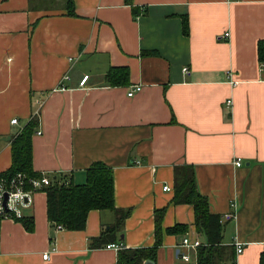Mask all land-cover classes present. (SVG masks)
Wrapping results in <instances>:
<instances>
[{"label":"crops","instance_id":"1","mask_svg":"<svg viewBox=\"0 0 264 264\" xmlns=\"http://www.w3.org/2000/svg\"><path fill=\"white\" fill-rule=\"evenodd\" d=\"M65 1L0 0V173L11 166L12 137L36 119V173L83 185L86 170L104 164L115 208L130 210L112 241L153 247L162 211L153 264H196V249L179 245L187 235L203 246L206 238L192 207L172 203L174 168L191 166L210 213L220 216L222 246L233 249L235 264H259L264 0H71L72 16ZM111 69L126 70V80L112 85ZM83 76L87 86L79 87ZM21 213L33 229L0 220V264H117L118 251L105 248L111 240L90 247L114 225L113 212L90 211L80 231L57 229L46 193L36 191ZM227 213L234 217L224 220ZM175 225L185 233H165Z\"/></svg>","mask_w":264,"mask_h":264},{"label":"trees","instance_id":"2","mask_svg":"<svg viewBox=\"0 0 264 264\" xmlns=\"http://www.w3.org/2000/svg\"><path fill=\"white\" fill-rule=\"evenodd\" d=\"M65 10L69 16L73 15L71 0L65 1ZM153 54V52H142L143 56ZM258 58L261 63H264V42L258 44ZM126 75L127 71L124 69H111L107 78L112 85H119L126 80ZM36 126V119L31 120L12 137L11 166L0 173L1 179L7 186H10L14 181L16 185L30 191L32 189L31 182L42 177L32 168L31 138ZM49 179L50 184L37 191L46 193L47 219L50 225L59 226L60 229L67 231H80L84 229L90 211L108 210L114 213L115 223L107 231H102L99 238L91 240L90 247L93 249L101 247L110 240L114 243L112 236L114 232L121 231L123 221L129 216L130 210H117L114 206V186L110 168L102 163H94L86 170V183L83 185L72 184L64 177L60 179L49 177ZM173 181L172 203L192 207L196 232L206 238L207 244L196 249V264H235L233 249L222 246L223 226L220 223V216L210 213L206 197L197 190L194 169L191 166L175 167ZM162 215V211L155 213V243L153 247L123 248L117 252V264H143L147 260L154 263L156 250L162 242ZM14 221L20 222L26 231L33 229V219L31 218H15ZM185 231V226L175 225L167 228L165 233L183 235ZM259 264H264V248L260 254Z\"/></svg>","mask_w":264,"mask_h":264},{"label":"built area","instance_id":"3","mask_svg":"<svg viewBox=\"0 0 264 264\" xmlns=\"http://www.w3.org/2000/svg\"><path fill=\"white\" fill-rule=\"evenodd\" d=\"M225 39L229 37V33H225L223 35ZM262 67H264V63L262 64ZM184 73H187V69H183ZM67 77H64L65 79ZM88 76H83L81 80L79 81V87H85L87 86L88 82ZM141 90V86H136L133 88L128 94L127 97H132L135 93L139 92ZM12 124H16V119L11 121ZM237 167L240 166V162L234 163ZM50 184L49 177L42 176L41 179L33 180L31 182L32 189L30 191H26L20 186L16 185L14 181L11 182L10 186H7L3 180L0 177V219H10L14 220L19 219L22 217L21 209L27 208L31 201V196L34 191H37L38 189L42 187H46ZM164 191H170L169 186H165L163 188ZM6 196V201L4 202ZM233 214H225L223 215L224 220H229L233 218ZM57 229H60L59 226H57ZM202 246V244L197 240L196 238H191L189 235L184 237L179 245L180 248L184 250H195L198 247ZM236 253L240 254L242 252L241 245L239 243L235 244ZM106 249H113L115 251H119L123 249V245L120 242L108 244L105 246ZM49 257L48 253H45L42 255L43 260H47ZM181 259L185 262L189 261V256L187 254H183L181 256Z\"/></svg>","mask_w":264,"mask_h":264},{"label":"water","instance_id":"4","mask_svg":"<svg viewBox=\"0 0 264 264\" xmlns=\"http://www.w3.org/2000/svg\"><path fill=\"white\" fill-rule=\"evenodd\" d=\"M5 201H6V196H5L4 202H5ZM143 264H153V262L150 261V260H147V261H145Z\"/></svg>","mask_w":264,"mask_h":264}]
</instances>
